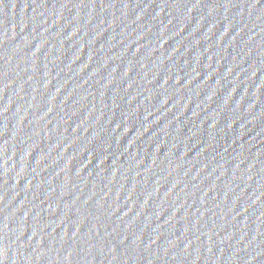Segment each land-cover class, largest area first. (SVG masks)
<instances>
[{
  "label": "water",
  "instance_id": "obj_1",
  "mask_svg": "<svg viewBox=\"0 0 264 264\" xmlns=\"http://www.w3.org/2000/svg\"><path fill=\"white\" fill-rule=\"evenodd\" d=\"M0 264H264V0H0Z\"/></svg>",
  "mask_w": 264,
  "mask_h": 264
}]
</instances>
